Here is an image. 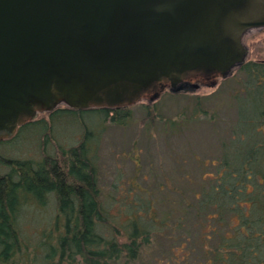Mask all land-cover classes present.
<instances>
[{"label": "trees", "instance_id": "1", "mask_svg": "<svg viewBox=\"0 0 264 264\" xmlns=\"http://www.w3.org/2000/svg\"><path fill=\"white\" fill-rule=\"evenodd\" d=\"M220 77L225 102L211 110L202 104L217 88L194 94L201 114H181L174 129L205 121L215 139L212 151L192 153L198 170L184 171L187 184L177 198L161 197V205L153 196L130 203L128 221L120 224L99 197L97 147L108 122L128 120L132 102L57 103L0 137L41 124L38 159L0 153L8 167L0 171V264H264V57L245 56ZM145 106L155 111L156 103ZM87 111L101 125L96 139L92 123L81 116ZM65 112L79 114L82 128L70 144L52 134ZM46 141L54 150L45 149ZM27 196L38 203L54 200L52 222L35 234H26L19 219Z\"/></svg>", "mask_w": 264, "mask_h": 264}, {"label": "water", "instance_id": "2", "mask_svg": "<svg viewBox=\"0 0 264 264\" xmlns=\"http://www.w3.org/2000/svg\"><path fill=\"white\" fill-rule=\"evenodd\" d=\"M264 0H0V137L37 110L131 103L246 56Z\"/></svg>", "mask_w": 264, "mask_h": 264}, {"label": "rangeland", "instance_id": "3", "mask_svg": "<svg viewBox=\"0 0 264 264\" xmlns=\"http://www.w3.org/2000/svg\"><path fill=\"white\" fill-rule=\"evenodd\" d=\"M242 37L247 46V57H264V26L251 27ZM185 80L186 83L177 88L166 85L156 97L140 96L130 104L132 114L128 120L125 123L108 122L99 137V197L109 215L119 224L128 221L127 213L134 206L130 203H143L145 198L153 196L161 205V197L165 200L177 198L179 188L187 184L184 171L195 173L198 170L192 153L209 154L214 147L215 139L203 120L190 121L183 131L174 129L177 127L176 119H180L181 114H201L196 109L194 94L214 92L221 77L217 75L212 80L211 77L193 75ZM225 88V85L219 86L217 89L220 92L215 91L212 96L202 100V104L210 110L212 104L221 106L225 102ZM148 101L156 103L155 111L145 106ZM58 105L64 106L65 103ZM43 112L37 110L32 117L45 116ZM60 114L52 126V134L57 140L65 139L68 144L73 143L82 129L78 123L80 116L72 112ZM93 114L87 111L82 112L81 116L92 123L91 126L95 128L92 139H96L101 125ZM147 114H153V118L147 117ZM40 125L28 123L18 134L1 140L0 153L38 159L41 154L42 136L37 131ZM45 149L54 150V144L46 141ZM5 169L8 167L0 161V171ZM54 210L52 197H46L43 203H38L31 196L23 197L19 207L22 230L26 234L41 231L52 222Z\"/></svg>", "mask_w": 264, "mask_h": 264}]
</instances>
